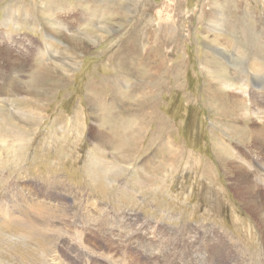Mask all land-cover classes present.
<instances>
[{"label":"rangeland","instance_id":"obj_1","mask_svg":"<svg viewBox=\"0 0 264 264\" xmlns=\"http://www.w3.org/2000/svg\"><path fill=\"white\" fill-rule=\"evenodd\" d=\"M0 89V264H264V0H0Z\"/></svg>","mask_w":264,"mask_h":264},{"label":"bare ground","instance_id":"obj_2","mask_svg":"<svg viewBox=\"0 0 264 264\" xmlns=\"http://www.w3.org/2000/svg\"><path fill=\"white\" fill-rule=\"evenodd\" d=\"M81 17L83 18V15H81ZM79 19H81V18L78 17L77 20L79 21ZM35 52H36V50L34 49L33 51H30L29 54L33 55ZM36 70L37 69L34 70L35 71L34 72L35 75H33V77H34V79L36 81H39L40 78H41V74H45L46 71L42 70L40 67H38V72H36ZM0 90H1V93H3L4 90H2V89H0ZM213 91H214V89H213ZM214 98H215V96H213V99ZM216 98H217V96H216ZM243 103H245V102H243V99H238V102L236 103V106L243 105ZM255 105L259 106L258 103H256ZM257 120L258 119H256V122H257ZM138 132H140V131H138ZM138 132H137V135L135 134L134 136L130 135V136H128V138L126 137L127 144L129 145L127 149L125 148L126 150H133L134 151V150L137 149V147L139 145V139H140V135L138 136ZM247 134H249L251 136V137H249L250 138V144L252 146H255L256 150L257 149L260 150V152L258 153L259 155L257 154V152H254V151L253 152L256 154L257 157H260L261 154H262V157L264 158V128L254 124V126L251 128V130L249 129ZM103 138L104 137L100 134L99 139H102V141H103ZM131 144H132V146H131ZM128 153H130V152H128ZM174 154L175 153L171 152L169 157L174 158L175 157ZM126 157H128V156L126 155ZM242 161L243 160H239V157L237 158V161L234 160V159H232L231 162L229 161L230 167L234 170L235 174L237 175V181L234 183V186L232 187V189L235 190V195L236 196L241 197V200L246 202L245 203L246 204V209L249 212V214L254 218L256 226H260L261 230L263 229L262 235L260 234V243H261V246L263 248L264 247V217H263V213H264L263 212L264 211V184H260L259 181L264 179V172L261 169V166H259L260 163L258 161L256 163V167L254 168V170H250L246 166V164L244 162H242ZM157 170H160V169H157ZM79 237H81V236H79ZM263 251H264V249H263ZM91 254H92V252H91ZM86 257H88V256H86ZM83 260H84V258H83ZM173 264H175V263H173Z\"/></svg>","mask_w":264,"mask_h":264}]
</instances>
